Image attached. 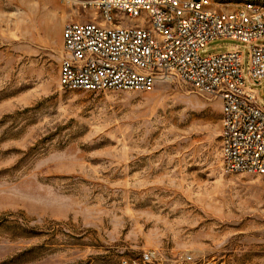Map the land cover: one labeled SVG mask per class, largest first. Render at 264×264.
<instances>
[{"label":"rangeland","instance_id":"obj_1","mask_svg":"<svg viewBox=\"0 0 264 264\" xmlns=\"http://www.w3.org/2000/svg\"><path fill=\"white\" fill-rule=\"evenodd\" d=\"M81 2L0 0V264H119L147 249L264 264V175L222 169L217 97L176 80L59 88L62 29L90 20ZM234 50L264 107L247 44L217 39L199 56Z\"/></svg>","mask_w":264,"mask_h":264},{"label":"built area","instance_id":"obj_2","mask_svg":"<svg viewBox=\"0 0 264 264\" xmlns=\"http://www.w3.org/2000/svg\"><path fill=\"white\" fill-rule=\"evenodd\" d=\"M87 22H70L61 32L57 83L64 91L149 93L176 80L220 101V158L228 173L264 175V109L243 76V53L200 57L211 41L249 46L248 76L264 79V6L246 2L232 11L209 0H82ZM234 264L224 259L154 249L119 264Z\"/></svg>","mask_w":264,"mask_h":264},{"label":"crops","instance_id":"obj_3","mask_svg":"<svg viewBox=\"0 0 264 264\" xmlns=\"http://www.w3.org/2000/svg\"><path fill=\"white\" fill-rule=\"evenodd\" d=\"M233 10H235V9H233ZM224 11H227V10H224ZM230 11H232V10H230ZM255 90V89H254ZM256 91V90H255ZM256 93H257V97H258V104H259V96H258V91H256ZM259 106H260V104H259ZM261 107V106H260ZM263 109H264V107H262Z\"/></svg>","mask_w":264,"mask_h":264},{"label":"water","instance_id":"obj_4","mask_svg":"<svg viewBox=\"0 0 264 264\" xmlns=\"http://www.w3.org/2000/svg\"><path fill=\"white\" fill-rule=\"evenodd\" d=\"M256 84V83H255Z\"/></svg>","mask_w":264,"mask_h":264}]
</instances>
